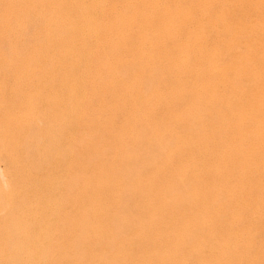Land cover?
Returning a JSON list of instances; mask_svg holds the SVG:
<instances>
[{
  "label": "rangeland",
  "instance_id": "1",
  "mask_svg": "<svg viewBox=\"0 0 264 264\" xmlns=\"http://www.w3.org/2000/svg\"><path fill=\"white\" fill-rule=\"evenodd\" d=\"M40 1L0 0V264H264V0Z\"/></svg>",
  "mask_w": 264,
  "mask_h": 264
},
{
  "label": "bare ground",
  "instance_id": "2",
  "mask_svg": "<svg viewBox=\"0 0 264 264\" xmlns=\"http://www.w3.org/2000/svg\"><path fill=\"white\" fill-rule=\"evenodd\" d=\"M6 2H7V0H5ZM9 1V0H8ZM43 1V0H42ZM42 1H40V2H42ZM54 1H56V0H54ZM94 1V0H93ZM105 1V0H104ZM171 1V0H170ZM210 1V0H209ZM208 1V2H209ZM31 2V1H30ZM38 2V1H37ZM36 2V3H37ZM49 2V1H48ZM52 2V1H51ZM63 2V1H62ZM79 2V1H78ZM174 2V1H173ZM212 2V1H211ZM8 3V2H7ZM90 3V2H89ZM97 3V2H96ZM103 3V2H102ZM110 3V2H109ZM168 3V2H167ZM170 3V2H169ZM250 3V2H249ZM16 4V3H15ZM42 4V3H41ZM54 4H56V3H54ZM82 4V3H81ZM177 4V3H176ZM220 4H221V2H220ZM227 4H229V3H227ZM237 4V3H236ZM254 4V3H253ZM257 4V3H256ZM27 5V4H26ZM51 5V4H50ZM157 5V4H156ZM165 5V4H164ZM168 5V4H167ZM208 5V4H207ZM206 5V6H207ZM18 6V5H17ZM39 6V5H38ZM41 6V5H40ZM43 6V5H42ZM52 6V5H51ZM54 6H56V5H54ZM77 6V5H76ZM110 6V5H109ZM138 6V5H137ZM172 6V5H171ZM243 6V5H242ZM16 7V6H15ZM53 7V6H52ZM57 7V6H56ZM82 7V6H81ZM111 7H112V5H111ZM133 7V6H132ZM157 7V6H156ZM163 7H165V6H163ZM264 7V6H263ZM26 8V7H25ZM77 8H78V6H77ZM86 8H87V6H86ZM114 8V7H113ZM3 9V8H2ZM7 9V8H6ZM27 9V8H26ZM62 9V8H61ZM83 9V8H82ZM95 9H96V7H95ZM111 9V8H110ZM175 9V8H174ZM185 9V8H184ZM1 10V9H0ZM52 10V9H51ZM86 10V9H85ZM127 10V9H126ZM125 10V11H126ZM151 10V9H150ZM162 10H164V9H162ZM3 11H4V9H3ZM24 11V10H23ZM26 11V10H25ZM38 11H39V9H38ZM61 11V10H60ZM80 11V10H79ZM165 11V10H164ZM1 12V11H0ZM5 12V11H4ZM57 12V11H56ZM61 12H63V11H61ZM156 12V11H155ZM250 12V11H249ZM12 13V12H11ZM17 13H19V11H17ZM33 13V12H32ZM246 13V12H245ZM30 14H31V12H30ZM36 14V13H35ZM127 14V13H126ZM174 14V13H173ZM26 15V14H25ZM72 15V14H71ZM85 15V14H84ZM83 15V16H84ZM144 15V14H143ZM19 16V15H18ZM101 16V15H100ZM202 16V15H201ZM254 16V15H253ZM91 17V16H90ZM121 17V16H120ZM127 17V16H126ZM154 17V16H153ZM12 18V17H11ZM46 18V17H45ZM125 18V17H124ZM145 18V17H144ZM250 18V17H249ZM15 19V18H14ZM30 19H32L33 20V18H30ZM37 19V18H36ZM42 19V18H41ZM126 19V18H125ZM185 17H182V18H179L178 20L177 19H174V17H173V19L170 21V22H177V21H179V23H183L184 21H185ZM3 20H4V18H3ZM22 20V19H21ZM50 20V19H49ZM141 20V19H140ZM222 20H224V15H222L220 18H219V21H222ZM20 21V20H19ZM40 21V20H39ZM48 21V20H47ZM86 21H87V19H86ZM124 21V20H123ZM139 21V20H138ZM195 21V20H194ZM201 21V20H200ZM2 22V21H1ZM7 22V21H6ZM14 22V21H13ZM42 22V21H41ZM111 22V21H110ZM122 22V21H121ZM3 23V22H2ZM11 24H12V22H10ZM15 23V22H14ZM18 23V22H17ZM28 23V22H27ZM31 23H32V21H31ZM35 23V22H34ZM33 23V24H34ZM39 23V22H38ZM43 23H44V20H43ZM56 23H57V20H56ZM107 23V22H106ZM145 23V22H144ZM161 23H162V21H161ZM214 23V22H213ZM3 24H5V27H6V23H3ZM2 24V25H3ZM26 24V23H25ZM36 24V23H35ZM40 24V23H39ZM42 24V23H41ZM163 24V23H162ZM224 24H225V22H224ZM223 24V25H224ZM13 25V24H12ZM28 25V24H27ZM30 25V24H29ZM53 25V24H52ZM108 25H109V23H108ZM178 25V24H177ZM196 25V24H195ZM210 25H211V23H210ZM225 25H227V24H225ZM246 25V24H245ZM259 25V24H258ZM263 25V24H262ZM11 26V25H10ZM9 26V27H10ZM19 26V25H18ZM17 26V27H18ZM22 27H24L23 26V23H22V25H21ZM32 26V25H31ZM30 26V27H31ZM44 26V25H43ZM57 26V25H56ZM179 26V25H178ZM193 26V25H192ZM220 26V25H219ZM1 27V26H0ZM29 27V26H28ZM150 27V26H149ZM160 27V26H159ZM14 28H16L15 26H14ZM19 28V27H18ZM46 29V28H45ZM74 29V28H73ZM194 29V28H193ZM199 29V28H198ZM251 29V28H250ZM7 30V29H6ZM32 30H34V28L32 29ZM31 30V31H32ZM43 30V29H42ZM50 30V29H49ZM71 30V29H70ZM104 30V29H103ZM129 30H131V29H129ZM225 30V29H224ZM262 30V29H261ZM93 31V30H92ZM196 31V30H195ZM14 32L16 33V31H13V34H14ZM19 32V31H18ZM22 32V31H21ZM86 32H88V31H86ZM141 32V31H140ZM152 32V31H151ZM159 32V31H158ZM198 32V31H197ZM196 32V33H197ZM220 32V31H219ZM20 33V32H19ZM24 33H25V30H24ZM30 33V32H29ZM36 33V32H35ZM180 33V32H179ZM184 33V32H183ZM224 33V32H223ZM257 33V32H256ZM18 34V33H17ZM17 34H15V36L17 35ZM21 34V33H20ZM23 34V33H22ZM40 34V33H39ZM118 34V33H117ZM2 35V34H1ZM26 35V34H25ZM25 35H23V36H25ZM28 35V34H27ZM54 35H56V34H54ZM65 35H66V33H65ZM94 35H96V34H94ZM177 35V34H176ZM180 35V34H179ZM189 35V34H188ZM260 35V34H259ZM29 36V35H28ZM27 36V37H28ZM117 36V35H116ZM21 37V36H20ZM125 37V36H124ZM177 37V36H176ZM175 37V38H176ZM202 37V36H201ZM222 37V36H221ZM259 37V36H258ZM257 37V38H258ZM17 38V37H16ZM69 38H70V36H69ZM184 38H185V36H184ZM187 38V37H186ZM229 38V37H228ZM32 39V38H31ZM74 39V38H73ZM215 39V38H214ZM6 40V39H5ZM82 40V39H81ZM178 40V39H177ZM213 40V39H212ZM246 40H248V39H246ZM38 41V40H37ZM59 41V40H58ZM124 41V40H123ZM176 41V40H175ZM251 41V40H250ZM29 42H30V40H29ZM76 42V41H75ZM224 42V41H223ZM262 42V41H261ZM31 43V42H30ZM39 43V42H38ZM64 43V42H63ZM225 43V42H224ZM25 44H26V42H25ZM101 44V43H100ZM115 44V43H114ZM139 44V43H138ZM147 44V43H146ZM197 44V43H196ZM205 44H206V42H205ZM8 45V44H7ZM10 45V44H9ZM87 45V44H86ZM116 45V44H115ZM136 45V44H135ZM172 45V44H171ZM170 45V46H171ZM220 45V44H219ZM258 45V44H257ZM5 46H6V44H5ZM30 46V45H29ZM95 46V45H94ZM100 46V45H99ZM167 46V45H166ZM184 46V45H183ZM9 47V46H8ZM27 47V46H26ZM34 47V46H33ZM96 47V46H95ZM240 47V46H239ZM5 48V47H4ZM18 48V47H17ZM19 48H20V46H19ZM56 48H58V47H56ZM120 48V47H119ZM185 48V47H184ZM243 48V47H242ZM41 49V48H40ZM97 49V48H96ZM103 49V48H102ZM11 50V49H10ZM19 50V49H18ZM27 50V49H26ZM219 50V49H218ZM234 50H236V49H234ZM28 51V50H27ZM53 51V50H52ZM73 51V50H72ZM129 51V50H128ZM178 51V50H177ZM204 51V50H203ZM238 51H239V49H238ZM243 52V51H242ZM97 53V52H96ZM99 53V52H98ZM105 53V52H104ZM121 53V52H120ZM143 53V52H142ZM174 53V52H173ZM178 53V52H177ZM188 53V52H187ZM3 54V53H2ZM22 54H23V50H22ZM28 54V53H27ZM30 54V53H29ZM29 54H28V56H29ZM37 54H39V53H37ZM23 55H25V54H23ZM150 55V54H149ZM166 55H168V54H166ZM245 55V54H244ZM256 55V54H255ZM255 55H253V57L255 56ZM5 56V55H4ZM12 56V55H11ZM35 56V55H34ZM54 56V55H53ZM201 56V55H200ZM67 57V56H66ZM108 57V56H107ZM4 58V57H3ZM117 58V57H116ZM150 59H151V57H150ZM161 59V58H160ZM203 59V58H202ZM247 59V58H246ZM26 60V59H25ZM60 60H62V59H60ZM85 60V59H84ZM114 60H115V58H114ZM233 60V59H232ZM238 60V59H237ZM26 61H28V59L26 60ZM33 61V60H32ZM48 61V60H47ZM106 61V60H105ZM197 61V60H196ZM50 62V61H49ZM86 62V61H85ZM91 62V61H90ZM95 62V61H94ZM153 62V61H152ZM177 62V61H176ZM190 62V61H189ZM194 62V61H193ZM229 62H231V61H229ZM245 62V61H244ZM62 63V62H61ZM163 63V62H162ZM167 63V62H166ZM86 64V63H85ZM184 64V63H183ZM190 64V63H189ZM196 64H198V63H196ZM50 65V64H49ZM61 65V64H60ZM107 65V64H106ZM144 65H145V63H144ZM9 66V65H8ZM30 67H28L27 69H30L32 66L31 65H29ZM164 66V65H163ZM178 66V65H177ZM185 66V65H184ZM4 67V66H3ZM86 67V66H85ZM84 67V68H85ZM171 67V66H170ZM76 68V67H75ZM82 68V67H81ZM33 69V68H32ZM164 69V68H163ZM169 69V68H168ZM201 69V68H200ZM182 70V69H181ZM208 70V69H207ZM217 70V69H216ZM16 71V70H15ZM90 71H91V69H90ZM222 71V70H221ZM263 71V70H262ZM135 72V71H134ZM164 72V71H163ZM198 72H200V71H198ZM207 72V71H206ZM231 72V71H230ZM118 73V72H117ZM191 74V73H190ZM217 74V73H216ZM258 74V73H257ZM261 74V73H260ZM89 75V74H88ZM262 75V74H261ZM32 76V75H31ZM89 77V76H88ZM87 77V78H88ZM113 77V76H112ZM156 77V76H155ZM166 77V76H165ZM165 77H164V80H165ZM117 78V77H116ZM240 78V77H239ZM168 79V78H167ZM256 79V78H255ZM191 80V79H190ZM195 80V79H194ZM123 81V80H122ZM79 82V81H78ZM165 82V81H164ZM192 82H194V81H192ZM235 82V81H234ZM46 83V82H45ZM185 83V82H184ZM198 83V82H197ZM64 84V83H63ZM67 84V83H66ZM118 84V83H117ZM137 84V83H136ZM159 85V84H158ZM64 86V85H63ZM72 87V86H71ZM154 87H156V85H154ZM167 87V86H166ZM209 87V86H208ZM228 87V86H227ZM61 88V87H60ZM68 88V87H67ZM98 88H99V86H98ZM114 88V87H113ZM150 88V87H149ZM163 88V87H162ZM215 88V87H214ZM212 89V88H211ZM67 90V89H66ZM81 90V89H80ZM165 91V90H164ZM261 91L262 92H264V86H262V89H261ZM130 92V91H129ZM200 92V91H199ZM136 93V92H135ZM187 93V92H186ZM203 93V92H202ZM170 94H172V93H170ZM205 94V93H204ZM200 95V94H199ZM239 95V94H238ZM101 96V95H100ZM129 96H130V93H129ZM118 98V97H117ZM83 100L82 101H79V108L81 109V111L83 110V108H84V101H86V100H88L89 99V96L87 95V94H84V96H83V98H82ZM154 99V98H153ZM171 99V98H170ZM235 99H236V97H235ZM157 100V99H156ZM122 101H123V99H122ZM169 101V100H168ZM114 102V101H113ZM126 102V101H125ZM132 102V101H131ZM178 102V101H177ZM263 102L264 101H257V102H254L253 103V107L254 108H256V107H261L262 105H263ZM159 103V102H158ZM33 104V103H32ZM234 104V103H233ZM232 104V105H233ZM77 105V104H76ZM126 105V104H125ZM137 105V104H136ZM114 106V105H113ZM74 107H75V105H74ZM73 107V108H74ZM78 107V106H77ZM133 107V106H132ZM135 107V106H134ZM151 107V106H150ZM156 107V106H155ZM161 107V106H160ZM166 107H168V106H166ZM72 108V109H73ZM121 108V107H120ZM262 108V107H261ZM75 109V108H74ZM180 110V109H179ZM236 110V109H235ZM250 110V109H249ZM76 111H77V109H76ZM140 111V110H139ZM165 111V110H164ZM125 112V111H124ZM129 112V111H128ZM183 112V111H182ZM72 113H73V111H72ZM160 113V112H159ZM87 114V113H86ZM137 114V113H136ZM143 116V115H142ZM241 117V116H240ZM123 118V117H122ZM227 118V117H226ZM241 118H243V117H241ZM240 118V119H241ZM141 119V118H140ZM76 120V119H75ZM229 120V119H228ZM160 121V120H159ZM209 121H210V119H209ZM224 121V120H223ZM252 122V121H251ZM123 123V122H122ZM260 124V123H259ZM113 127V126H112ZM253 129V128H252ZM212 130V129H211ZM209 131V130H208ZM264 131V130H263ZM32 133H33V131H31ZM252 132V131H251ZM30 133V132H29ZM37 133V132H36ZM171 133V132H170ZM207 133V132H206ZM23 134V133H22ZM31 134V133H30ZM132 134V133H131ZM151 134V133H150ZM157 134V133H156ZM262 134H263V132H262ZM141 135V134H140ZM155 135V134H154ZM220 135V134H219ZM17 136H19V135H17ZM29 136V135H28ZM216 138V137H215ZM251 138V137H250ZM223 139V138H222ZM245 140V139H244ZM157 141V140H156ZM152 143H153V141H152ZM200 143V142H199ZM142 146H144V145H142ZM207 146V145H206ZM244 146V145H243ZM137 147V146H136ZM171 147V146H170ZM30 148H31V146H30ZM29 148V149H30ZM117 148V147H116ZM35 150V149H34ZM156 150V149H155ZM63 151V150H62ZM201 152V151H200ZM246 152V151H245ZM79 156V155H78ZM77 156V157H78ZM203 156V155H202ZM234 156V155H233ZM75 157V156H74ZM217 157V156H216ZM188 158V157H187ZM225 158V157H224ZM181 161V160H180ZM231 161V160H230ZM257 162V161H256ZM64 163V162H63ZM187 164H189V163H187ZM59 165V164H58ZM68 166V165H67ZM204 166V165H203ZM62 167V166H61ZM144 168H145V165L143 166ZM182 167H183V165H182ZM149 168V167H148ZM256 169V168H255ZM130 170V169H129ZM198 172V171H197ZM196 172V173H197ZM232 172V171H231ZM239 173V172H238ZM240 174H241V172H240ZM234 175V174H233ZM237 176V175H236ZM228 177V176H227ZM221 178V177H220ZM133 179V178H132ZM223 179V178H222ZM239 180V179H238ZM127 181V180H126ZM129 181V180H128ZM251 181V180H250ZM107 182V181H106ZM130 182V181H129ZM165 183V182H164ZM168 183V182H167ZM86 184H87V182H86ZM159 185V184H158ZM157 185V186H158ZM221 185V184H220ZM248 185H250V184H248ZM252 185V184H251ZM79 186V185H78ZM88 186V185H87ZM147 187V186H146ZM93 188V187H92ZM149 190H150V188H148ZM221 189V188H220ZM78 190V189H77ZM239 190V189H238ZM226 191V190H225ZM150 192H152V191H150ZM229 192V191H228ZM127 193V192H126ZM185 193V192H184ZM123 194V193H122ZM132 194V193H131ZM209 194V193H208ZM235 198H237V197H235ZM244 198V197H243ZM261 199V198H260ZM161 203V202H160ZM251 204H253V203H251ZM129 205V204H128ZM163 205V204H162ZM239 206V205H238ZM163 208V207H162ZM166 208V207H165ZM187 208V207H186ZM253 209V208H252ZM264 209V208H263ZM101 210V209H100ZM206 210H208V209H206ZM222 210V209H221ZM228 210V209H227ZM209 211H210V209H209ZM168 212V211H167ZM186 213V212H185ZM232 213V212H231ZM194 215V214H193ZM196 215V214H195ZM200 216V215H199ZM201 216H202V214H201ZM203 216H204V214H203ZM236 216H234V218H235ZM135 218V217H134ZM252 218V217H251ZM122 224V223H121ZM255 224V223H254ZM256 225V224H255ZM127 227V226H126ZM213 227V226H212ZM242 227V226H241ZM213 229V228H212ZM244 229H245V227H244ZM239 230V229H238ZM164 231V230H163ZM247 231V230H246ZM253 234V233H252ZM81 236V235H80ZM208 236V235H207ZM15 237V236H14ZM155 237V236H154ZM192 237V236H191ZM195 238V237H194ZM241 239V238H240ZM244 239V238H243ZM212 240H214V238L212 239ZM31 241V240H30ZM173 241V240H172ZM177 241V240H176ZM241 241V240H240ZM250 241V240H249ZM42 243V242H41ZM51 243H52V241H51ZM214 243V242H213ZM183 244V243H182ZM185 246V245H184ZM213 246V245H212ZM86 248V247H85ZM244 248V247H243ZM247 248V247H246ZM257 251V250H256ZM31 253V252H30ZM47 253H49V252H47ZM244 253V252H243ZM250 253V252H249ZM32 254V253H31ZM33 255V254H32ZM50 256V255H49ZM58 256V255H57ZM238 256V255H237ZM248 256V255H247ZM59 257V256H58ZM174 257V256H173ZM54 258V257H53ZM53 258H52V260H53ZM57 258V257H56ZM241 258V257H240ZM10 260V263H11V259H9ZM8 260V261H9ZM15 260V259H14ZM23 260V259H22ZM43 260H44V258H43ZM258 261V260H257ZM7 262V261H6ZM16 262V261H15ZM24 262H26V261H24ZM190 262H191V260H190ZM13 263V262H12ZM35 263V262H34ZM172 263V262H171ZM2 264V263H1Z\"/></svg>",
  "mask_w": 264,
  "mask_h": 264
}]
</instances>
